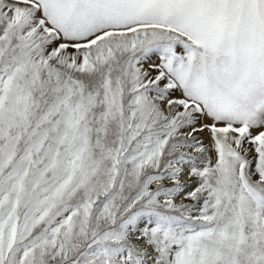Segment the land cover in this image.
<instances>
[{
  "label": "snow or ice",
  "instance_id": "obj_1",
  "mask_svg": "<svg viewBox=\"0 0 264 264\" xmlns=\"http://www.w3.org/2000/svg\"><path fill=\"white\" fill-rule=\"evenodd\" d=\"M0 264H264V0H0Z\"/></svg>",
  "mask_w": 264,
  "mask_h": 264
}]
</instances>
